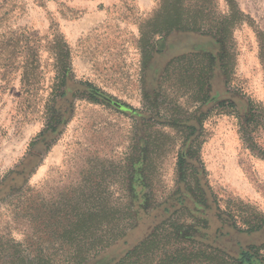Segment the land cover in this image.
<instances>
[{"label": "rangeland", "instance_id": "1", "mask_svg": "<svg viewBox=\"0 0 264 264\" xmlns=\"http://www.w3.org/2000/svg\"><path fill=\"white\" fill-rule=\"evenodd\" d=\"M162 1L0 0V36L37 37L42 68L36 98L21 97L19 72L0 77L2 244L55 249L48 253L57 260L59 241L33 224L39 215L55 216L56 205L74 196L120 213L146 179L141 194L151 205L137 225L86 263L115 264L166 217L162 202L177 187V155L193 146L209 208L188 206L207 221L206 242L234 256L264 246V226L239 231L243 220H264V160L246 149L235 115L247 98L264 105V0H234L242 17L224 31V45L217 36L229 15L223 0H180L184 24L205 9L204 28L156 34L176 18L161 11ZM54 36L69 51L71 91L57 104L67 122L48 148L30 146L45 128ZM85 82L102 97L91 100ZM254 138L264 148V132Z\"/></svg>", "mask_w": 264, "mask_h": 264}, {"label": "trees", "instance_id": "2", "mask_svg": "<svg viewBox=\"0 0 264 264\" xmlns=\"http://www.w3.org/2000/svg\"><path fill=\"white\" fill-rule=\"evenodd\" d=\"M223 1L229 8V15L221 18L217 24L220 33L217 36L222 37L219 42L224 45V31L234 24L235 20L239 21L242 15L234 0ZM180 2L162 1L161 11H167L176 18L162 24L159 30H155L156 34L180 30L200 32L204 28V24L199 21L204 19L205 9L194 11L192 22L184 24L181 21L183 14ZM40 48L41 41L27 31L0 36V77L6 81L11 75L19 72L20 92L24 99L36 98L38 95L42 75ZM49 51L54 60V77L43 108L45 128L30 145L40 144L46 148L51 140L61 134L67 122L65 114L59 110L57 104L71 91L67 86L71 82L69 51L59 36L52 38ZM81 84V89L91 100L102 97L92 84ZM229 105L233 107L232 104ZM242 110L243 112L235 110L240 138L246 149L264 160V148L259 147L254 138L258 133L264 132V105L247 98L242 104ZM196 156L197 151L193 146L183 148L178 153L175 168L177 187L174 194L162 202L166 217L156 223L151 232L115 264H264V255L261 254L264 246H251L234 256L206 242L205 234L201 232V224H206L207 221L195 216L188 206V203L193 202L196 206L209 208L206 191L201 182L202 170L195 164ZM138 187L142 188L139 196L128 199L120 213L105 208L100 199L78 201L75 196L62 199L66 203L56 205L58 208L55 216L39 215L33 222L40 226L38 229L41 231L45 228L48 238L59 241L56 251L62 255L56 260L54 255L48 253L55 249L28 245L24 248L18 245L10 246L2 244L0 240V264H86L133 229L139 221V213L151 205L148 204L149 197L142 195L148 188L146 179L138 184ZM36 206H39L37 211H42L41 204ZM223 215L234 228L237 227L238 220L233 213L225 212ZM242 225L245 228H239V231L254 232L264 226V220H243Z\"/></svg>", "mask_w": 264, "mask_h": 264}]
</instances>
